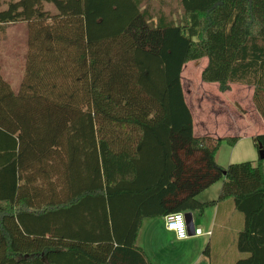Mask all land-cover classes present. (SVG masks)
Here are the masks:
<instances>
[{
	"label": "trees",
	"instance_id": "trees-1",
	"mask_svg": "<svg viewBox=\"0 0 264 264\" xmlns=\"http://www.w3.org/2000/svg\"><path fill=\"white\" fill-rule=\"evenodd\" d=\"M17 23L18 92L0 66V264H152L143 219L223 201L244 218L236 264H264V160L218 165L239 139L195 137L181 83L207 59L202 82L252 88L264 119V0H0V27ZM150 195L174 206L119 207Z\"/></svg>",
	"mask_w": 264,
	"mask_h": 264
},
{
	"label": "crops",
	"instance_id": "crops-1",
	"mask_svg": "<svg viewBox=\"0 0 264 264\" xmlns=\"http://www.w3.org/2000/svg\"><path fill=\"white\" fill-rule=\"evenodd\" d=\"M213 85L216 86L219 94L216 97L219 105L231 112L236 111L234 109L240 110L242 113L238 114L237 117L243 121L237 119L234 128L228 129L227 135L223 137L218 136L217 128L210 133L209 128L204 126L205 123H202V128L199 131L200 135L197 138H238V143L233 147L231 146V159L228 166L234 164L233 160L235 159L249 160V162L257 164L260 156L258 157V154H255L256 148L255 152L251 148L248 151L243 149L244 146H250V142L247 141H253L256 136L264 134L261 129L254 128L257 133L252 130L254 123L264 124V119L259 116L253 104V89L234 85L229 92L220 95L218 84ZM243 93L247 94L244 95ZM207 101H210V99H207ZM211 115L214 117L216 114L212 111ZM211 115L207 114L208 117ZM195 132L196 127L194 125ZM245 143L246 145H244ZM219 153L220 151L216 156L217 163ZM218 184H221L222 187L220 182L203 192L198 197L200 202H217L221 190V187L215 188ZM174 203L150 195L147 199L141 197L139 201H131L129 197H125L123 204L122 202L119 203V207H123L124 211L153 214L167 211L174 206ZM107 209L106 206V211ZM184 214H191L195 229L203 228L205 233L210 232L211 235L196 236L195 233L190 232L188 233V239L177 240L175 234L165 228L164 216L147 217L142 221L136 245L145 252L152 264H197L198 260L200 264H236L239 260L248 256L240 253L237 248L238 236L244 228V218L236 210L232 201L217 202L203 212L188 211Z\"/></svg>",
	"mask_w": 264,
	"mask_h": 264
},
{
	"label": "rangeland",
	"instance_id": "rangeland-1",
	"mask_svg": "<svg viewBox=\"0 0 264 264\" xmlns=\"http://www.w3.org/2000/svg\"><path fill=\"white\" fill-rule=\"evenodd\" d=\"M46 8L51 10L53 14L56 13V10L52 5H47ZM28 30L29 28L27 23L10 24L0 27L1 74L11 85L14 92L19 91L21 83V64L23 63L27 52L29 34ZM206 65L207 59H203L197 62H191L184 66L181 75V83L185 94V100L194 117V125L196 127V132L194 133L195 137H199V131L203 125L202 123H205L204 126L209 128L208 131L210 133L213 129L217 128L218 136L223 137L224 135H227L226 133L228 129L234 128L236 120L239 119L237 116H239L238 114L242 112L240 110L234 109L236 111H233V113L229 109L226 110L219 105L218 100H216V97L219 96L216 86L213 84L203 83L201 80V74ZM243 94L245 95L247 93ZM220 95H222V93ZM207 99H210V101H207ZM200 106L201 108H199ZM212 111H214L216 114L214 117L211 115ZM216 112L220 113L217 114ZM207 114L211 116L208 117ZM253 121L255 122V120ZM254 128L264 131V124L258 125L254 123L252 128L253 132L256 131ZM255 133H257V131ZM247 142H250V146H244L246 145L245 143L243 145V149L248 151L249 148H251L255 152L254 140ZM231 148L232 147L229 145H224L220 150L218 164L221 167L228 166V163L231 159ZM255 154H258L259 157L257 150ZM233 161L234 164H238L247 162L249 160L235 159ZM219 187H221V184H218L215 188Z\"/></svg>",
	"mask_w": 264,
	"mask_h": 264
},
{
	"label": "clouds",
	"instance_id": "clouds-1",
	"mask_svg": "<svg viewBox=\"0 0 264 264\" xmlns=\"http://www.w3.org/2000/svg\"><path fill=\"white\" fill-rule=\"evenodd\" d=\"M164 226L169 232H175L177 240L188 239V232L186 230L185 214L181 211L169 212L163 217ZM196 236L211 235L210 232L205 233L203 228L195 229ZM197 264H200L199 260Z\"/></svg>",
	"mask_w": 264,
	"mask_h": 264
},
{
	"label": "water",
	"instance_id": "water-1",
	"mask_svg": "<svg viewBox=\"0 0 264 264\" xmlns=\"http://www.w3.org/2000/svg\"><path fill=\"white\" fill-rule=\"evenodd\" d=\"M259 156H260L261 160H264V151L263 150H261L259 152ZM185 218H186V225H187L188 233L192 232V234H194L195 233V228H194V224H193V220H192L191 214H186Z\"/></svg>",
	"mask_w": 264,
	"mask_h": 264
},
{
	"label": "built area",
	"instance_id": "built-area-1",
	"mask_svg": "<svg viewBox=\"0 0 264 264\" xmlns=\"http://www.w3.org/2000/svg\"><path fill=\"white\" fill-rule=\"evenodd\" d=\"M185 223H186V221H185ZM186 230H187V225H186ZM187 232H188V230H187ZM172 233H174V234H175V232H172ZM175 236H176V234H175Z\"/></svg>",
	"mask_w": 264,
	"mask_h": 264
}]
</instances>
